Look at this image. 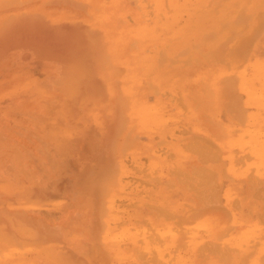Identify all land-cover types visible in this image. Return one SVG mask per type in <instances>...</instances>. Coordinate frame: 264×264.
Masks as SVG:
<instances>
[{
	"label": "rangeland",
	"instance_id": "1",
	"mask_svg": "<svg viewBox=\"0 0 264 264\" xmlns=\"http://www.w3.org/2000/svg\"><path fill=\"white\" fill-rule=\"evenodd\" d=\"M120 1L137 67L102 0H0V264H264V0Z\"/></svg>",
	"mask_w": 264,
	"mask_h": 264
},
{
	"label": "bare ground",
	"instance_id": "2",
	"mask_svg": "<svg viewBox=\"0 0 264 264\" xmlns=\"http://www.w3.org/2000/svg\"><path fill=\"white\" fill-rule=\"evenodd\" d=\"M99 9H100V19H102V21L106 24V29H107V32L109 31L111 34H115L114 37H110L111 39H114L116 38L117 42L114 44V48L112 49V55H114V58L117 59V63L119 65H124V66H130V65H135L137 67V52L134 56V54H132L131 51H127L126 49V45H125V42L127 40V29L129 28L128 27V23H124V25H121V22L120 19L121 18V14L122 15H125V14H130L131 16V19H132V23L133 25H137L138 22H139V13L136 12L134 9H122L121 7V1L120 0H102L101 4H97ZM136 7V6H135ZM137 8V7H136ZM197 11V10H196ZM259 14V13H258ZM126 17V16H125ZM124 17V18H125ZM128 17V16H127ZM259 17H264V16H259ZM118 21V22H117ZM234 21V20H233ZM240 21V20H239ZM91 21H89L90 23ZM125 22H127L125 20ZM262 22V21H261ZM238 23V21H237ZM261 24V23H260ZM258 25V24H257ZM136 38H138V35H136ZM228 39V37H227ZM110 41V40H109ZM239 52H242V51H239ZM237 53H238V50H237ZM235 53V54H237ZM226 54V53H225ZM232 54V53H231ZM239 55V54H238ZM131 118V116H130ZM196 143V142H195ZM193 146V145H192ZM195 146V144H194ZM204 146V145H203ZM198 147V145H197ZM204 148V147H203ZM208 148V147H207ZM206 149V148H205ZM199 150V149H198ZM208 149H207V152L206 154L208 153ZM203 152V151H202ZM205 152V151H204ZM204 154V153H202ZM203 156V155H202ZM205 158H208L207 156H204ZM211 157V156H210ZM203 158V157H202ZM206 159H204L205 161ZM211 160V158L209 159ZM213 161V160H211ZM197 173V172H196ZM203 173V172H202ZM201 173V175H202ZM204 175L206 173H203ZM199 175V174H198ZM208 175L207 174V178H208ZM203 179L202 180H205L203 175H202ZM201 177V178H202ZM206 178V179H207ZM209 182V181H208ZM215 197V196H214ZM215 199V198H214ZM110 205V204H109ZM110 207V206H109ZM111 208V207H110ZM160 212V211H159ZM161 213V212H160ZM165 213V211H164ZM163 213V214H164ZM169 215V214H168ZM184 217V216H183ZM170 218V217H169ZM185 218V217H184ZM205 220V218H204ZM203 220V221H204ZM214 220V219H212ZM186 221V220H185ZM200 221V220H199ZM207 221V220H206ZM181 222V221H180ZM216 222V221H215ZM174 223V221H173ZM193 223V222H192ZM201 223H204V222H199L198 224H195L196 227L198 226L199 227V224ZM108 224V223H107ZM177 224V223H176ZM205 225V224H204ZM203 225V226H204ZM151 226H149L150 228ZM176 227H181L180 225L176 226ZM206 227V225H205ZM175 228V227H174ZM182 228V227H181ZM179 228V230L181 229ZM202 228V226H201ZM172 229V228H171ZM147 230V228H146ZM149 230V229H148ZM154 230V229H153ZM199 230V229H198ZM212 230H213V227H212ZM150 231V230H149ZM174 231V230H173ZM153 232V231H152ZM182 232V231H181ZM151 233V232H150ZM191 234V233H190ZM121 235V233H120ZM119 237V236H117ZM151 238V237H150ZM116 239V238H115ZM113 240H114V237H113ZM115 242V241H114ZM181 247V246H180ZM166 249V248H165Z\"/></svg>",
	"mask_w": 264,
	"mask_h": 264
}]
</instances>
